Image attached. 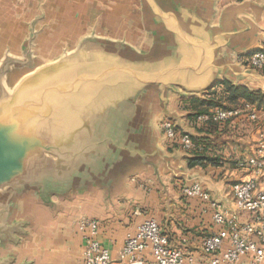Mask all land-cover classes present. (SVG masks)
I'll return each mask as SVG.
<instances>
[{
  "label": "crops",
  "instance_id": "obj_1",
  "mask_svg": "<svg viewBox=\"0 0 264 264\" xmlns=\"http://www.w3.org/2000/svg\"><path fill=\"white\" fill-rule=\"evenodd\" d=\"M30 38L33 59L41 54L54 61L81 46L103 48L136 64L153 82L130 93L126 114L109 123L107 154L115 156L105 166H92L64 189L31 187L6 197L7 220L18 229L0 241V258L82 264L85 233L78 222L85 216L99 221V239L113 264H124L120 252L127 235L155 218L172 245L193 255L195 264H208L203 241L217 226L205 203L183 196L182 187L210 180L213 171L189 169L191 152L168 145L161 121L170 118L195 138L209 136L191 115V99L204 98L223 79L249 86L263 82L264 69L252 68L248 58L264 49V2L0 0V50L22 56ZM203 182L213 199L232 205L230 190ZM141 257L143 264H157L150 248Z\"/></svg>",
  "mask_w": 264,
  "mask_h": 264
},
{
  "label": "water",
  "instance_id": "obj_2",
  "mask_svg": "<svg viewBox=\"0 0 264 264\" xmlns=\"http://www.w3.org/2000/svg\"><path fill=\"white\" fill-rule=\"evenodd\" d=\"M31 44L25 60L6 54L0 63V241L18 229L7 220L6 197L31 187L64 189L92 166H105L115 156L107 154L109 123L126 114L130 93L153 82L119 54L81 46L10 86L11 63L34 62ZM112 102L116 110L108 108ZM0 264H14V257Z\"/></svg>",
  "mask_w": 264,
  "mask_h": 264
},
{
  "label": "built area",
  "instance_id": "obj_3",
  "mask_svg": "<svg viewBox=\"0 0 264 264\" xmlns=\"http://www.w3.org/2000/svg\"><path fill=\"white\" fill-rule=\"evenodd\" d=\"M248 62L254 69H264V49L253 51ZM248 112L251 120L259 119L258 110ZM242 113L238 107H219L199 113L196 120L200 123H225ZM161 126L169 146L189 152L195 148L192 135L179 131L171 119L162 120ZM257 134L255 153L236 161L247 170V174L232 183V205L225 206L213 199L211 192L199 180L182 187L184 196L205 203L204 208L211 211L217 226L203 241V250L210 256L208 264H264V127L260 125ZM99 224L96 218L83 216L79 219V230L85 233L82 264L114 263L110 250L99 239ZM148 248L157 264H195L193 255L171 245L155 218L142 221L134 232L127 235L120 252L121 263L143 264L141 255Z\"/></svg>",
  "mask_w": 264,
  "mask_h": 264
},
{
  "label": "rangeland",
  "instance_id": "obj_4",
  "mask_svg": "<svg viewBox=\"0 0 264 264\" xmlns=\"http://www.w3.org/2000/svg\"><path fill=\"white\" fill-rule=\"evenodd\" d=\"M21 48L23 51V55L16 57L24 58L25 60L26 57L25 53L27 51V46H23ZM46 48L52 49V47H45V49ZM29 49L33 57L32 44L31 47H29ZM6 54H10L14 56L13 51L11 49H6L5 51L4 49H1L0 63H1V59ZM41 56L42 55L40 54V56H38L37 59V54H36L34 58V62H30V63H25V64L20 63L19 65H14V63H11L12 70L8 74V78H7L8 84L10 86H13L23 75L27 74L31 70L36 69L41 65L52 62V61L42 60ZM257 85H261V87H264V80L263 82L260 80ZM257 85L256 83H254V86L250 84V86L253 88H259L257 87ZM260 89L264 90V88H260ZM247 104H249L250 106L247 107ZM234 107L241 108L243 110V113L227 121L224 124L202 126L204 127V129H209L210 132L206 131L207 133H211L210 136H205V139L208 140L209 149L211 151L210 153L218 157L220 164L218 166L210 167V169L213 171L212 176L208 174V178H210V180L209 179L205 180L203 178L204 180H199V181H201L203 184L205 183L203 181L206 182L209 181L210 183L218 185V187L223 188L227 192L228 190L231 189L234 180L238 178H244L245 175L247 174V170H244L240 165L236 164V161L239 158L244 160L248 156L255 153L256 140L258 137L257 134L258 127H260V125L264 127V113L263 111L260 112V110L256 108L255 105H252L251 103L239 102L237 105H231L229 108H234ZM253 109L259 111V119L257 121L251 120L247 115L249 113L248 111ZM176 128L178 129L179 127L176 125ZM178 130L180 131V129Z\"/></svg>",
  "mask_w": 264,
  "mask_h": 264
},
{
  "label": "trees",
  "instance_id": "obj_5",
  "mask_svg": "<svg viewBox=\"0 0 264 264\" xmlns=\"http://www.w3.org/2000/svg\"><path fill=\"white\" fill-rule=\"evenodd\" d=\"M239 102L251 103L258 109L264 110V90L253 88L248 84H236L229 79H223L217 82L214 87L207 92V95L204 98L195 97L191 99L194 110L191 115L194 116V120L196 121V117L199 113L207 112L214 107L229 108L231 105H237ZM216 124L220 125L224 123L208 122L204 125H199L200 128H204L202 126ZM204 130L210 132L209 129ZM210 134L211 133H209V136ZM205 136L193 137L195 148L190 151L191 155L186 159L189 169H204L208 166H218L220 164L218 157L210 153L209 143L208 140L205 139ZM199 147H202V149Z\"/></svg>",
  "mask_w": 264,
  "mask_h": 264
}]
</instances>
